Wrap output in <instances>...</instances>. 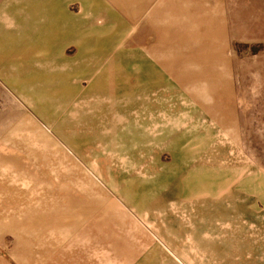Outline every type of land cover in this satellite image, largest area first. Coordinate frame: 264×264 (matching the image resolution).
I'll return each mask as SVG.
<instances>
[{
  "label": "rangeland",
  "instance_id": "1",
  "mask_svg": "<svg viewBox=\"0 0 264 264\" xmlns=\"http://www.w3.org/2000/svg\"><path fill=\"white\" fill-rule=\"evenodd\" d=\"M0 264H264V0H0Z\"/></svg>",
  "mask_w": 264,
  "mask_h": 264
},
{
  "label": "crops",
  "instance_id": "2",
  "mask_svg": "<svg viewBox=\"0 0 264 264\" xmlns=\"http://www.w3.org/2000/svg\"><path fill=\"white\" fill-rule=\"evenodd\" d=\"M137 3H138V2H136V6H134V7H137Z\"/></svg>",
  "mask_w": 264,
  "mask_h": 264
}]
</instances>
